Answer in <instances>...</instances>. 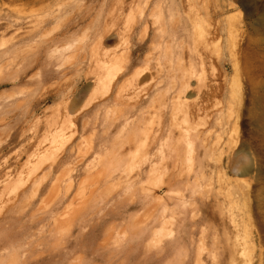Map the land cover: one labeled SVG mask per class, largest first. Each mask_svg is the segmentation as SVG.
I'll use <instances>...</instances> for the list:
<instances>
[{
  "label": "rangeland",
  "instance_id": "obj_1",
  "mask_svg": "<svg viewBox=\"0 0 264 264\" xmlns=\"http://www.w3.org/2000/svg\"><path fill=\"white\" fill-rule=\"evenodd\" d=\"M62 1L46 0L44 9L35 5L34 16L26 19L31 28L33 18L66 10L41 32L53 39L51 50L64 52L62 60L57 63L54 56L23 73L19 64L25 46L38 42H19L28 28L17 16L30 8L0 0V264H264V0L194 1L202 15L197 29L184 26L153 42L152 21L161 13L167 16L168 8L183 9L181 2L133 0L115 19L121 36L108 34L101 44L93 38L97 14L105 18L116 0ZM76 5L87 18L58 40L72 13L68 9ZM182 11L177 12L187 18ZM142 15H150L146 30L137 22ZM183 22L182 17L177 21ZM213 26L219 28L214 35L202 36ZM140 36L144 48H137ZM95 43L118 51L106 61L107 72L117 70L116 60L122 63L121 53L130 47L134 66L124 77L143 70L148 54L164 65L166 50L172 51L168 58L175 67L174 85L162 73L160 84H152L159 76L151 69L145 74L155 88L138 91L140 100L122 93L123 99L107 106L116 134L98 151L92 148L99 144L93 129L81 128L92 113L85 118L79 111L104 88L94 84L81 92L88 80L76 75L81 50L90 52ZM93 68L94 62H87L84 70ZM178 76H189L190 85L180 95L191 94L193 101L174 107ZM57 88L69 90V97H54ZM185 110L193 125L187 136L196 146L193 165L183 156V131L177 127ZM172 111L180 123L170 127ZM54 118L51 130L58 135L40 145L45 125ZM162 123L165 132L157 140L162 151L158 142L145 156L143 142H151ZM171 144L178 146L174 158L165 148ZM65 154L68 159L50 175H40Z\"/></svg>",
  "mask_w": 264,
  "mask_h": 264
},
{
  "label": "bare ground",
  "instance_id": "obj_2",
  "mask_svg": "<svg viewBox=\"0 0 264 264\" xmlns=\"http://www.w3.org/2000/svg\"><path fill=\"white\" fill-rule=\"evenodd\" d=\"M14 1H17L18 4L20 6H22V8L25 7V8H30L31 9V11H30V9H27L29 11L28 14H26V13H24V11H22L23 13H21V14H19L17 16V18L18 19L20 18L21 21H24L25 20L24 25H26V24H29L28 22L26 23V19H28L29 16H32L33 15V11H34V7L33 6H35L37 4H40V5L43 4L42 9H44V7H45L44 2L46 0H14ZM132 1L133 0H129V1H126V0H116L115 2H113L114 6L110 9V11L108 12V14H106L105 18L103 17L104 15H103V13L101 11L97 14V17L100 20V23H99V25L97 26V28L95 29V31L93 33V38L97 39L96 42L99 41V40H101V39L103 40V38L106 37L108 34H114L116 36H119V33L120 32L117 29L118 27L116 28V25H117V22L118 21L115 23V19H116V17H118L119 14L123 13L124 9L126 8L125 6L126 5H129ZM157 1L163 3L165 0H157ZM194 1H200V0H180L181 7L183 9H181L180 7L179 8L176 7V9H178V10H183L182 12L186 11L187 15L185 14L186 15L185 17H187V18H184L183 17V14L177 12L178 10L172 12L171 9H169V8L167 10L164 9V10H166L167 16H164L163 17L162 16V13H161L160 16H159V20L158 21H156V20L152 21V29L153 30H152V34H151V37H150L151 42L155 41L157 38L163 39L165 37H170L172 35H175L176 33H178L181 30H183L184 29V26L191 27L192 30L195 31V28L197 29L196 25H197L198 21L202 20V15L200 14L201 12L199 10L197 11V9H195L196 7L193 4ZM58 3H59V1H58ZM58 6H59V4H58ZM59 7L62 8V5L59 6ZM59 7L57 9H60ZM36 10L37 9H35V11ZM45 10H46V8H45ZM68 10L70 11V13L71 12L72 13L67 17L69 19V22L67 23V27H66L65 32L60 33L59 36L56 35V36H58L57 37L58 40L61 39V38H64L65 37V34H67L70 29H72L74 27L77 28V26L82 25L83 21L87 18V14L82 9V7H79V6L76 5V6H72ZM64 11H66V10L65 9L60 10V11L57 12V14H53V15L50 12L47 15L41 17V18L39 16L41 14H38V16H39V17H37L38 19L37 18H33V21L34 22L32 21L33 23H30L31 24V28H28V26L26 25L27 28H28V29L26 28L27 30H25V28H23V27H26V26H23V27L21 26V28H23L24 30L22 31L21 36L19 37V42H26L28 40H31V41L32 40H35V41L38 42L37 44L36 43L35 44L33 43L31 45L32 47L29 46L28 49L25 46L26 52L23 53V56H22L23 58H22V60H21V62L19 64V67L22 68L23 73H26V69H29L30 67H33V65L35 63L36 64L41 63L42 65H45L46 63L49 64L50 62H52V60H53L52 58L54 56H55L56 62L58 63L60 61L61 57L64 56L63 55L64 52H63V54H61V52L57 51L59 48H57L55 46H53V47H55V49L53 48V50H51L50 41H53V39L52 38H47V37L45 38L42 35V33H41L42 30H43V28L45 26H47L48 24H50V22L53 21V19L60 17ZM47 12H49V11H47ZM52 12H54V10ZM261 12H263V10H261ZM175 13H176V18L178 19L177 21H179L181 17L184 19V22H183L182 25L178 24L177 21L175 20L176 19L175 16H174ZM206 13H208V12H206ZM149 16L142 15V16H140V18L137 21L138 23H141V24L143 23L144 24L143 26H144V29L145 30L150 25V24H148V19H147ZM263 18H264V12H263ZM20 19H19V21H20ZM31 19H28L27 21H29ZM117 20H118V18H117ZM29 27H30V25H29ZM218 29L219 28L217 26H213L211 29H208L204 34H202V36L205 35L206 33H207V35H214V33L216 31H218ZM45 31L46 30H44V33L43 34H45ZM51 33L52 32H50V34ZM46 34H49L48 31H46ZM46 34H45V36H47ZM67 35H69V34H67ZM101 41H99V44H101L100 43ZM97 45H98V43H97ZM153 46L154 45H148V48H152ZM144 47H145V45H144L143 38H142V36H140V38H139V44H138L137 48H144ZM96 48L97 47H96V43H95V46H93L90 49V52L87 49H85V48H83L81 50V58L79 59L80 60L79 63H78L79 67L77 68L76 75H77V79H79V81L81 79L88 80V83L85 84L84 86H82L83 88L81 89V92H87L88 90H90V87L92 88L91 85H94V84L101 85L104 88L103 93L101 94V96H99L95 101L88 97L89 99L85 102V104L82 106V109L79 111L80 114L82 116H84L85 118H86V115H88L87 117H89V115L92 113L91 118H89V119L86 118L87 119L86 121H85V119L82 120L83 123L82 122L81 123L83 125L81 124L82 125L81 128H82V131H84L87 127H91V129H93L95 135L97 136L96 139L98 140L99 144H97V145L95 144V146H92V148H93V150L95 149V150L98 151V150L107 148L109 139L114 134H116L114 132L115 131L114 129L116 128L117 124H115L113 126V124L115 122L114 123H113V121H112V123H109L108 122V119H109L108 117L109 116H108L107 113H109V111L107 112V110H108L107 106L109 104H113L112 102L115 103L116 100L121 99L122 96H123L122 93H127V94H128V92L134 93L138 97L136 99L137 100H140V97L138 95V91L141 92V90H145L144 94H146L147 92H149L154 87V85L160 84V82L163 80V79H160V77H162V76H159L161 73L164 74V76H163L164 79H166L167 81H169L171 83V85H174V83H175V76H174L175 67L171 63L172 60L169 59L170 56H171L170 53L172 54V51L166 50L167 52H169V54L168 53L166 54V57H167L166 62L167 63H165L164 65H162L160 63L159 58H156V59H154V61H152V57H150L149 56L150 54H148V55L145 56V60H144V62H145V68H143V70L141 69V71H138V70L137 71H134V72H132L129 75V77H124L128 73H130V71L132 70V67L134 66V63H133V61L131 59L132 48L130 47L127 51L121 53V55H124V58L122 60L123 62L121 63L119 61L120 59L119 60H116V62L118 61L119 64L118 65L117 64L114 65L117 68V70L116 71H113V72H111V71L110 72H107L108 67H107L106 61L107 60L109 61V60H111L113 58H116L115 56H117V52L118 51L104 49L101 45L99 46V48H97V49ZM19 49L21 50V48H19ZM158 49H159V46H158ZM63 50H64V48H63ZM14 51H17V50H14ZM52 51H54V52L51 53ZM20 54L22 55V51H21ZM15 57H16V55H15ZM87 62H89V63L94 62V65H95L96 69L93 68L95 70L85 71L84 68H85V64ZM3 63L4 64H1V67L4 68L5 66H7V63L6 62H3ZM151 69H154V71L156 72L157 76H159V81H155V83L152 82V84H154V85H152L151 82L147 83V81H149L150 78H148L149 75H146L145 74V72H150L149 70H151ZM155 72H154V74H155ZM151 73H152V71H151ZM152 76H151V78H152ZM122 77H124V78L122 79ZM189 80H190L189 79V76H183V77L178 76V86L179 87L177 86L178 87L177 94L175 96H172V104H173L174 107H176V106L177 107L178 106H184L186 103L188 104V101L189 100L186 101V99H188V98L190 99V103H191V100L193 101L191 94L189 96H187V97H184V99H182V95H180V93H182L183 91H185V89L190 85L189 84ZM76 87H77V84L72 89H70L71 92L75 91L76 90ZM197 87H199L198 86V83H197ZM195 90H196V87H195ZM71 92H69V90L67 91L65 89L62 90L60 88H57L55 90V92L53 93V96L56 97V96H58L59 93H62V94H64L63 95V98L64 97L65 98H68L69 97V94ZM82 94H84V93H82ZM82 94L80 93V96ZM77 95H78V93H77ZM74 100H75L74 101V104L75 103H79L78 102L80 100L79 96L76 99H74ZM72 102H73V100H72ZM94 106H95V109L92 110L93 109L92 107H94ZM185 107H186V110H188V107L187 106H185ZM197 107H198V105H197ZM174 109L175 108H173V110ZM186 110L182 112L183 119L180 120L181 123H182V121L185 123V124L183 123L184 125L183 124L178 125V123H180V122H178V123L175 122V120H174L175 119V116L173 115L174 111L171 112V120L169 122H170V127L171 126H174V125L175 126L178 125L177 127L179 129L181 128V131H183L182 132V138L180 137L185 142V146H184V148L182 150L183 151V156L186 159V161L189 163V165H193L194 164V155H195V151H196V146L194 145V142L191 141L189 139V137H187L188 136V133H190V130L193 127V125H192V127L190 126L189 118H188V112ZM126 118H127V116H126ZM112 119H113V117H112ZM126 122L127 121H125V125L127 124ZM56 124H57V118L51 119L50 121L47 122V124L45 125V128H44L45 131H46V133H43L41 135V137L38 139V143L40 145L43 142L53 141L54 138H55V136L58 135V130L53 131V133H52V130H51V126L56 125ZM164 125L162 123L160 125L158 131L156 132V134L153 133L154 135H152V137L150 138L151 142L150 141L148 143H146L145 141L143 142V145L146 144V146L144 147L145 148L144 150L146 152L145 156L146 155H149V153L151 152L153 146H155V144H157L160 141L159 140L157 142L159 136H161L160 134H162L163 131L165 132ZM181 125H183V126H181ZM173 128L171 130H173ZM93 131H92V133H93ZM167 131H166V133L168 134ZM181 131H180V133H181ZM169 132H170V130H169ZM50 133L52 135L49 138L48 136H49ZM169 136H170V133H169ZM165 139H164V142H165ZM167 147H168V144H167ZM167 147H165V148L168 150V154L169 155H172L173 158H174L175 157L174 155H176V153H177L176 149H177L178 146L176 147V145H174V146L172 145V147H170V146H169V148H167ZM157 151H159L158 153H160L162 151L161 142L158 143ZM158 153H157V155H158ZM151 155H153V154H151ZM154 155H155V151H154ZM68 157H69V155L68 154H65L61 158L58 157L57 160H54L55 159L54 158L53 159L54 161H50L51 164L49 162L50 165L47 166L48 170L45 173H41L40 175H43V174H46V176H48V174L50 175V173L52 172V170L55 169L56 166H59L60 164L64 163L68 159ZM79 161H80V159H79ZM147 161H148V159H147ZM246 164H247V162H246ZM38 165H40V164H38ZM38 165L36 164V166H38ZM34 168L36 170L37 167H34ZM247 169H248L247 165L244 166L242 173H245ZM36 171H38V170H36ZM33 175L35 176V174H33ZM43 177H44V175H43ZM39 180H41V181H39ZM39 180H38V182L43 183L42 182V178H39ZM43 180L45 181V179H43ZM35 181H37V180H34V181L32 180V182H35ZM38 182H37V185H35L36 186V190H37V188H40L41 187V186L40 187H37V186L40 185V184L38 185ZM35 186H34V188H35ZM70 186H71V184H70ZM32 187H33V185H32ZM88 192H90L91 196H93V193L95 192V188H91ZM17 194H18V192H17ZM95 194H96V192H95ZM92 201H94V199H92ZM95 202L96 201H94V204H95ZM105 203H106V201H105ZM92 204H93V202H92ZM111 208H113V206ZM95 211L97 212L96 209H95ZM86 214L88 216V213H86ZM90 218L92 219V216ZM82 220H84V219H82Z\"/></svg>",
  "mask_w": 264,
  "mask_h": 264
}]
</instances>
